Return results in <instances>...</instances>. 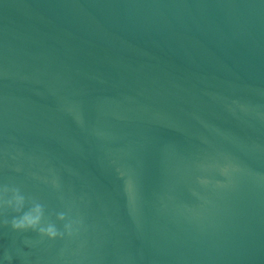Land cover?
I'll return each instance as SVG.
<instances>
[{
  "label": "water",
  "instance_id": "95a60500",
  "mask_svg": "<svg viewBox=\"0 0 264 264\" xmlns=\"http://www.w3.org/2000/svg\"><path fill=\"white\" fill-rule=\"evenodd\" d=\"M5 186L80 224L0 264H264V0H0Z\"/></svg>",
  "mask_w": 264,
  "mask_h": 264
},
{
  "label": "clouds",
  "instance_id": "9594fccd",
  "mask_svg": "<svg viewBox=\"0 0 264 264\" xmlns=\"http://www.w3.org/2000/svg\"><path fill=\"white\" fill-rule=\"evenodd\" d=\"M203 182V181H202ZM4 196L0 197V208L10 209L15 215L9 220L7 217L3 220L5 227H11L16 232H36L41 237H47L49 240L57 238L63 239L65 236L73 237L79 231L78 225L80 221L69 220L63 226V231L58 229L55 224L49 222L44 225L45 208L35 200L29 201L18 188H4ZM11 192V198H7V194ZM27 205V208H26ZM57 219L64 221L65 213L57 214Z\"/></svg>",
  "mask_w": 264,
  "mask_h": 264
}]
</instances>
